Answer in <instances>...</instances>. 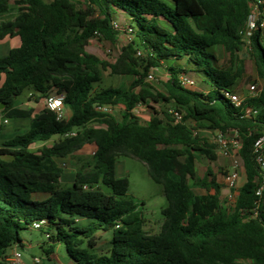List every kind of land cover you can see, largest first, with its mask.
<instances>
[{"label": "trees", "instance_id": "obj_1", "mask_svg": "<svg viewBox=\"0 0 264 264\" xmlns=\"http://www.w3.org/2000/svg\"><path fill=\"white\" fill-rule=\"evenodd\" d=\"M0 0V40L19 36L21 45L0 59L2 120L30 119V128L0 146V264L13 250L24 248L21 232L42 223L47 258L64 245L73 264H264V168L257 162L255 141L264 133V35L261 21L249 36L262 91L244 106L258 109L246 117L222 94L233 91L245 68L235 60L245 45L252 4L264 0ZM126 24L114 27L120 18ZM131 41L115 62L87 51L94 38L116 42L120 31ZM216 48L231 57L232 67L218 65ZM141 51L142 55L137 56ZM164 59L179 65L165 67ZM151 67H165L166 95L146 82ZM111 76L130 77L128 86L96 89ZM202 75L208 90L184 88L181 75ZM32 91L35 102L52 91L65 95L71 116L58 121L54 112L17 108L15 101ZM172 105L183 112L181 122L156 106ZM152 110L141 123L132 111ZM120 106V118L98 107ZM194 124V125H191ZM0 124V128H1ZM200 129L237 130L245 183L235 207L221 203L223 185L208 168L197 171V157L217 159L216 146ZM59 137L51 146L45 145ZM43 144L40 148L33 147ZM87 144L90 159L76 157ZM264 153V150H263ZM121 157L144 163L150 178L161 185L167 206L157 234L144 229L139 205L128 194L129 180L116 175ZM78 161L74 182L61 185L64 167L56 159ZM180 163V167L177 166ZM111 189L106 194L99 187ZM205 190L204 194L194 189ZM112 231L106 251H99L98 232Z\"/></svg>", "mask_w": 264, "mask_h": 264}, {"label": "rangeland", "instance_id": "obj_2", "mask_svg": "<svg viewBox=\"0 0 264 264\" xmlns=\"http://www.w3.org/2000/svg\"><path fill=\"white\" fill-rule=\"evenodd\" d=\"M48 1V0H47ZM78 2L79 7L86 8V0H75ZM167 1V0H163ZM261 21V28L263 29L264 35V9H260L255 4H252V16L249 22V31H253L257 28V22ZM120 25L126 24L123 17L119 19L117 22ZM122 28V27H121ZM131 41V37L125 31H120L118 36L116 37V42L112 43L110 41L101 40L99 38H94L90 41L87 51L91 54L98 56L100 59L108 62H115L118 55L121 53L123 46L127 45ZM216 56L218 58V65L221 68L229 69L232 67L231 57L230 55L225 52L222 48H216ZM235 60L242 62L245 68V73L243 78L238 80V86L234 90L243 96H248L250 94V87L253 84H258L261 86V81L256 71V67L252 57V48L250 45L249 36L245 38V45L243 48L236 53ZM180 63L174 61L172 59H164L163 65L165 67H169L171 65H179ZM181 65V64H180ZM158 68L152 71L154 79L147 80L146 82L153 88L155 92H159L163 95H166V89L164 84L169 79V73L167 69ZM187 76L196 83L197 90H208L210 85L206 81V79L202 75H196L194 73H188ZM130 77L124 76H111L109 70L104 72V79L100 84L95 85V88L101 89L106 88L109 86L117 87L120 85L128 86L131 83ZM30 93L29 89H26L21 99L25 100V98ZM150 106H156L158 111L165 110L168 113L173 110L172 105L168 106H157L151 103ZM121 109L113 108L112 113L120 118ZM152 115V110L148 107L143 106L140 110V122L145 123L146 120ZM12 121V120H11ZM13 122V121H12ZM194 125V124H191ZM199 135L201 137L210 139L213 138L214 134H211L208 129H200ZM59 137H53L47 145L51 146L54 142L58 141ZM40 144L35 145L33 148L38 149ZM95 151V146L93 144H87L85 147L80 151L81 154H84L87 159L93 157ZM217 159L215 161H208L203 159L202 157H197V171L199 176H204L208 170L211 168L217 175L218 181L223 185V189L221 192V203L225 206L226 199L229 194V189L225 184V178L228 171L232 165V159L229 157L223 156L220 153H216ZM75 159L67 158V159H57V162L60 163L64 169L69 170L74 168L79 163L74 162ZM239 163L241 161L239 159ZM177 166L180 167V163L177 162ZM242 167V166H241ZM243 167L241 168V174L238 180V188L242 185L245 181L243 177ZM116 175L118 177H126L129 180V190L128 194L133 196L137 204L139 205V209L141 211L142 217L144 219V229L151 233L157 234L161 230V226L164 222V217L162 215V210L167 206V200L163 193V188L161 185L155 183L148 174V169L144 163L141 161L131 158V157H121L116 165ZM61 185L69 186L71 183L68 181V178L65 177L61 183ZM102 191L106 194H111V189L100 185L99 186ZM194 191L198 194H204L205 190L195 188ZM21 236L24 239V244L28 245L32 243L34 245L33 248H23L21 249L22 253V261L23 264H28L26 261L27 258L34 255V258L37 256L39 258L46 259V253L43 252L42 248L39 247L41 244L43 247L47 248L48 241L45 235L37 230H30L26 229L21 232ZM98 246L97 249L99 251H106L109 247V242L112 239V231L106 232H98ZM70 258L66 253L65 246L59 245L56 248L55 254L53 256L52 262L57 264H64L68 263ZM246 264H252L251 262H246Z\"/></svg>", "mask_w": 264, "mask_h": 264}, {"label": "built area", "instance_id": "obj_3", "mask_svg": "<svg viewBox=\"0 0 264 264\" xmlns=\"http://www.w3.org/2000/svg\"><path fill=\"white\" fill-rule=\"evenodd\" d=\"M250 25V24H249ZM114 27L117 29H121L118 23H114ZM252 31L247 32V36H250ZM142 52L138 51L137 56H141ZM155 70L154 67H151L150 72L147 76V80H153L154 76L152 71ZM179 82L182 87L189 88V89H197L196 83L193 79L189 78L187 75H181L179 77ZM262 91V87L258 86V84H253L250 87V94L248 96H243L237 92L233 91H225L222 94L224 97L230 101V103L238 109L244 116L246 117H254L258 114V109L251 107V106H244V103L249 98H256ZM65 95L63 93H58L57 91H52L45 99V106L48 110L52 111L56 115V119L58 121H64L66 119L65 114V104H64ZM143 106H137L132 113L140 118V110ZM113 106H104L98 107L97 109L101 112L113 114ZM174 119V121L181 122L183 119V112L171 110L169 112ZM8 120H2L0 118V124H7ZM211 134H214L213 138L208 139L209 142L216 146V153H220L223 156L229 157L232 159V165L230 170L228 171L225 184L229 189V194L226 199V207L231 210L235 207L237 196H238V180L240 177V168L241 164L239 163L240 159V150L242 146L241 139L237 130L230 129L226 132H222L220 130H209ZM200 132V131H199ZM264 133L255 141L254 144V152L256 154L257 162L264 168ZM264 191V187H261L257 190L256 194L260 197ZM42 227V223H35L34 228L40 229ZM11 264H23L22 261V253L15 249L11 253L8 258ZM39 258H34L33 263H39Z\"/></svg>", "mask_w": 264, "mask_h": 264}, {"label": "crops", "instance_id": "obj_4", "mask_svg": "<svg viewBox=\"0 0 264 264\" xmlns=\"http://www.w3.org/2000/svg\"><path fill=\"white\" fill-rule=\"evenodd\" d=\"M14 16H15L14 14H6V15H3V16H0V21L13 20ZM20 45H21V40H20L19 36H14V37L7 36L3 40H0V59L5 58L6 56H8L12 49L18 48ZM4 80H5V76L3 74H1L0 75V87L3 85ZM31 96H32V91L30 90V93L25 98V100H22L21 97H20L19 99H17L15 101V104H14L15 107H17V108H33L34 109V114H38L42 110H44L46 108L44 99L39 101V102H35L34 99L31 98ZM116 107L122 110V108L120 106H116ZM116 107H114V108H116ZM65 114H66V119H68L71 116V112L69 111V109H67V108L65 109ZM12 121L8 120L7 124H1L2 126L0 128V146L5 141H7L9 139H12L13 137H15V136H17L19 134L26 133L29 130V128H30V123H31L30 119H15V120H12ZM48 142H46L45 145H47ZM42 145L43 144H40L39 146L41 147ZM47 146H49V145H47ZM76 157L81 158V159H85L86 158L85 155L81 154L80 152L77 153ZM56 161H57V159H56ZM74 162L78 163V161H76V160H74ZM241 168H240V174H241ZM77 169H78V166H75L74 168L69 169V170L64 169V174H63V176L61 178V183H62L63 179L65 177H67L68 181L72 184L74 182L75 173L77 172ZM243 177L245 179V174L244 173H243ZM245 181H246V179H245ZM245 181L242 183V185L245 183ZM25 247L28 248V249H31V248L34 247V245L32 243H29L28 245L24 244V248ZM39 247H42V245L39 244ZM53 256L54 255L51 256V259H53ZM35 258H39V257L36 256ZM33 259H34V255L32 254L31 257L27 258L28 261H26V262L28 264H33ZM39 259H40V261L42 260V258H39ZM64 264H73V263H72L71 260H68V263H64Z\"/></svg>", "mask_w": 264, "mask_h": 264}, {"label": "water", "instance_id": "obj_5", "mask_svg": "<svg viewBox=\"0 0 264 264\" xmlns=\"http://www.w3.org/2000/svg\"><path fill=\"white\" fill-rule=\"evenodd\" d=\"M5 107V104H0V110H2Z\"/></svg>", "mask_w": 264, "mask_h": 264}]
</instances>
